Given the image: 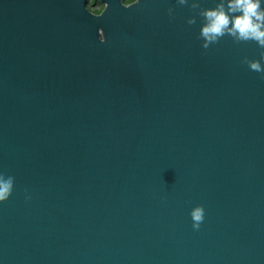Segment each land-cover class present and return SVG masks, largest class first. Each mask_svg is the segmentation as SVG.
Listing matches in <instances>:
<instances>
[{
    "label": "water",
    "instance_id": "obj_1",
    "mask_svg": "<svg viewBox=\"0 0 264 264\" xmlns=\"http://www.w3.org/2000/svg\"><path fill=\"white\" fill-rule=\"evenodd\" d=\"M98 1L0 0V264H264L261 49Z\"/></svg>",
    "mask_w": 264,
    "mask_h": 264
},
{
    "label": "clouds",
    "instance_id": "obj_2",
    "mask_svg": "<svg viewBox=\"0 0 264 264\" xmlns=\"http://www.w3.org/2000/svg\"><path fill=\"white\" fill-rule=\"evenodd\" d=\"M179 6H187L194 14L186 18L191 26L197 23V17L202 19L199 38L204 50L219 43L225 36L239 43L255 42L261 49L259 59L244 57L241 63L249 70L261 74L264 79V0H217L215 6L202 7L201 0H176ZM170 19L175 16V8L167 9ZM15 178L0 173V202L9 199L14 189ZM192 227L199 230L205 218L203 205H195L190 210Z\"/></svg>",
    "mask_w": 264,
    "mask_h": 264
},
{
    "label": "rangeland",
    "instance_id": "obj_3",
    "mask_svg": "<svg viewBox=\"0 0 264 264\" xmlns=\"http://www.w3.org/2000/svg\"><path fill=\"white\" fill-rule=\"evenodd\" d=\"M87 5H88V8L91 9L92 11L101 9L104 6L98 0H94V2L92 0H88V4Z\"/></svg>",
    "mask_w": 264,
    "mask_h": 264
},
{
    "label": "trees",
    "instance_id": "obj_4",
    "mask_svg": "<svg viewBox=\"0 0 264 264\" xmlns=\"http://www.w3.org/2000/svg\"><path fill=\"white\" fill-rule=\"evenodd\" d=\"M93 2H94V0H92ZM126 3H131V2H133V1H135V0H124ZM102 9H103V7L101 8V9H98V10H94V12H96V13H100L101 11H102Z\"/></svg>",
    "mask_w": 264,
    "mask_h": 264
}]
</instances>
